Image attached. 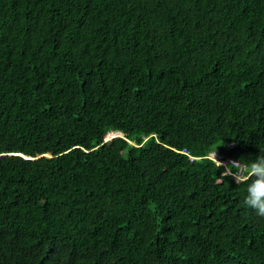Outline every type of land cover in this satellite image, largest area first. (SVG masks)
I'll return each instance as SVG.
<instances>
[{
  "label": "trees",
  "instance_id": "16d2710c",
  "mask_svg": "<svg viewBox=\"0 0 264 264\" xmlns=\"http://www.w3.org/2000/svg\"><path fill=\"white\" fill-rule=\"evenodd\" d=\"M215 148L264 149V0H0V264H264Z\"/></svg>",
  "mask_w": 264,
  "mask_h": 264
},
{
  "label": "clouds",
  "instance_id": "9594fccd",
  "mask_svg": "<svg viewBox=\"0 0 264 264\" xmlns=\"http://www.w3.org/2000/svg\"><path fill=\"white\" fill-rule=\"evenodd\" d=\"M218 148L208 154L211 164L218 170L224 169L218 179L224 182L227 177H231L238 186L246 185L244 206L258 217L264 218V149H261V154L255 159L241 157L225 164L217 158Z\"/></svg>",
  "mask_w": 264,
  "mask_h": 264
},
{
  "label": "built area",
  "instance_id": "2783aa9c",
  "mask_svg": "<svg viewBox=\"0 0 264 264\" xmlns=\"http://www.w3.org/2000/svg\"><path fill=\"white\" fill-rule=\"evenodd\" d=\"M218 160L223 161L225 164H227L230 161H235L234 159L228 157L227 155H221V154H218Z\"/></svg>",
  "mask_w": 264,
  "mask_h": 264
},
{
  "label": "water",
  "instance_id": "95a60500",
  "mask_svg": "<svg viewBox=\"0 0 264 264\" xmlns=\"http://www.w3.org/2000/svg\"><path fill=\"white\" fill-rule=\"evenodd\" d=\"M123 136V135H122ZM122 136H116V137H122ZM113 138H115V137H113ZM110 139H107V136H106V138H105V141H109ZM42 157H50L49 155H44V156H42Z\"/></svg>",
  "mask_w": 264,
  "mask_h": 264
},
{
  "label": "rangeland",
  "instance_id": "374dc122",
  "mask_svg": "<svg viewBox=\"0 0 264 264\" xmlns=\"http://www.w3.org/2000/svg\"><path fill=\"white\" fill-rule=\"evenodd\" d=\"M116 136H118V133L114 134V137H116ZM111 139H113V137H112ZM111 139H110V140H111ZM217 158H218V157H217Z\"/></svg>",
  "mask_w": 264,
  "mask_h": 264
},
{
  "label": "bare ground",
  "instance_id": "6f19581e",
  "mask_svg": "<svg viewBox=\"0 0 264 264\" xmlns=\"http://www.w3.org/2000/svg\"><path fill=\"white\" fill-rule=\"evenodd\" d=\"M115 134V133H114ZM118 136H122V134L121 133H118ZM123 137V136H122Z\"/></svg>",
  "mask_w": 264,
  "mask_h": 264
}]
</instances>
